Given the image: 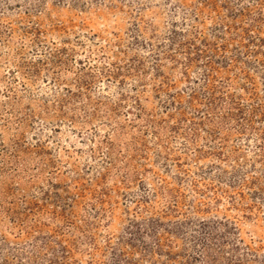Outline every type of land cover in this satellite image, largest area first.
Returning a JSON list of instances; mask_svg holds the SVG:
<instances>
[{
	"label": "rangeland",
	"instance_id": "374dc122",
	"mask_svg": "<svg viewBox=\"0 0 264 264\" xmlns=\"http://www.w3.org/2000/svg\"><path fill=\"white\" fill-rule=\"evenodd\" d=\"M0 264H264V0H0Z\"/></svg>",
	"mask_w": 264,
	"mask_h": 264
}]
</instances>
